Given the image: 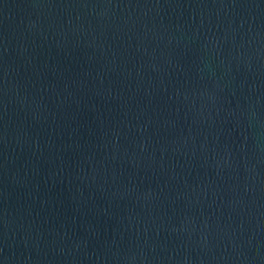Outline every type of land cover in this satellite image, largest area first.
Segmentation results:
<instances>
[{"label": "water", "instance_id": "95a60500", "mask_svg": "<svg viewBox=\"0 0 264 264\" xmlns=\"http://www.w3.org/2000/svg\"><path fill=\"white\" fill-rule=\"evenodd\" d=\"M0 264H264V0H0Z\"/></svg>", "mask_w": 264, "mask_h": 264}]
</instances>
